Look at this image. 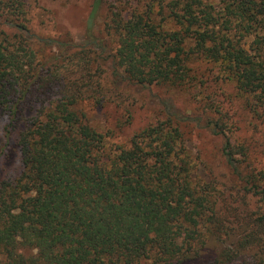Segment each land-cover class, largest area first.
Wrapping results in <instances>:
<instances>
[{"label": "trees", "instance_id": "1", "mask_svg": "<svg viewBox=\"0 0 264 264\" xmlns=\"http://www.w3.org/2000/svg\"><path fill=\"white\" fill-rule=\"evenodd\" d=\"M106 3L92 1L83 42L39 38L58 50L45 54L26 0H0L12 26L0 29V115L21 166L0 177V264H264V162L226 134L232 109L208 89L221 78L264 107V0H148L126 14L114 5L112 53L95 30ZM103 73L120 89L207 92L217 117L205 127L240 192L194 174L189 116L167 106L138 127L129 113L126 141L118 115L105 131L93 126L87 110L115 103Z\"/></svg>", "mask_w": 264, "mask_h": 264}, {"label": "rangeland", "instance_id": "2", "mask_svg": "<svg viewBox=\"0 0 264 264\" xmlns=\"http://www.w3.org/2000/svg\"><path fill=\"white\" fill-rule=\"evenodd\" d=\"M93 0H26L28 8L29 27L32 33L37 37L36 45L40 49L44 45L45 54L57 52V49L50 48L49 44L41 43L42 38H58L64 40H73L74 42H83L87 16L91 10ZM218 3V0H209ZM148 0H107L102 8L95 30L97 35L106 44L107 52L112 53L117 46L115 29L107 30L106 23H109L108 13L114 8V5L123 10V13H129L131 6H136L138 10L145 8ZM161 15L158 16L160 18ZM107 21V22H106ZM11 30L12 26L4 18L0 19V29ZM10 33V32H9ZM40 38V39H39ZM92 50V48L90 49ZM106 76L105 84L112 89L115 103L100 107L97 105L87 110L90 123L100 130L105 131L108 127L115 126V123L108 121L107 116L118 115V125H123L126 133H121L118 137L121 141H126L131 133L128 127L129 113L133 114L135 126L143 125L144 119L152 121L159 118L165 107L183 118L189 116V120L183 122V129L187 138V145L195 160V175L201 176L206 181L216 179L218 185L222 183L221 189H225L226 195H236L240 192V181L228 167V164L221 153V140L215 137L210 128H206L208 119H214L217 116L211 113L205 107V94H200V87H160L140 88L131 84H122L114 86L112 80ZM212 77V76H210ZM209 92L220 90L217 99L226 98L225 106L232 109V118L228 120L226 134L234 140L245 141L252 147L256 162H264V107L258 110L250 108L245 97L238 93L234 85L223 79L214 78L209 84ZM208 92V93H209ZM110 94V93H108ZM124 99V100H123ZM124 101V102H121ZM85 107V106H84ZM27 115H30L28 112ZM185 119V118H184ZM230 121V122H229ZM8 119L5 115H0V177L9 173L17 174L21 166L15 158L13 142L8 145V140L4 136ZM123 131V130H122ZM114 141V140H113ZM7 150L9 157L5 158L3 152ZM10 165L7 169H4ZM4 169V171H3ZM12 169V170H11ZM12 173V174H13ZM223 188L222 186H225ZM241 204V201H239ZM254 202L252 205H258ZM252 255V252H246ZM263 255V254H261Z\"/></svg>", "mask_w": 264, "mask_h": 264}]
</instances>
